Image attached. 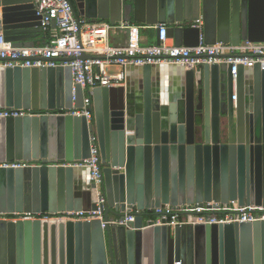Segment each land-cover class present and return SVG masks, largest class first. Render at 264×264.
Instances as JSON below:
<instances>
[{"label": "water", "instance_id": "water-1", "mask_svg": "<svg viewBox=\"0 0 264 264\" xmlns=\"http://www.w3.org/2000/svg\"><path fill=\"white\" fill-rule=\"evenodd\" d=\"M68 1L78 18L164 25L175 47H196L200 34L206 45L264 43V0ZM199 19L202 26L192 28ZM0 33L14 47H34L42 33L34 0H0ZM231 70L137 69L123 86L93 90L91 124L61 115L0 121L6 163L81 162L95 136L106 200L104 225L61 224L56 233L38 220H0V264H252L264 222L172 229L147 220L149 209L166 205L264 207V70L239 66L234 80ZM82 106L69 67H0V111ZM96 199L84 169L0 168V215L96 210ZM131 210L138 214L129 228L108 224Z\"/></svg>", "mask_w": 264, "mask_h": 264}, {"label": "built area", "instance_id": "built-area-1", "mask_svg": "<svg viewBox=\"0 0 264 264\" xmlns=\"http://www.w3.org/2000/svg\"><path fill=\"white\" fill-rule=\"evenodd\" d=\"M36 15L40 18L42 34H48L49 41L44 45L34 47H14L5 41L0 33V67L2 68H57L69 67L73 86H80L83 92L81 109L62 112H33L24 110H2L0 121L8 118L40 117L49 115L84 117L87 124L93 122L92 95L96 88L123 86L127 78L137 69L145 66L172 67L182 71H194L204 65L232 66L231 76L236 77L237 68L243 66L247 71L255 65L264 70V43L241 42L238 46L222 43L206 45L202 34L199 44L193 48L175 47L168 43L166 27L158 25L156 44H142L140 30L142 27L129 22L110 24L102 21H90L78 18L68 0H34ZM202 21H196L192 28H200ZM125 33L126 40L119 45L110 43L111 36ZM90 59L82 60L81 56ZM71 58L70 62L58 63L54 59ZM90 158L81 162H57L41 164L39 162H0V168H31V167H62L84 169L89 185H94L97 191L96 210L65 212L57 215L49 214H13L0 215V220L35 221L49 224L62 222L103 223V213L106 200L101 196L100 159L96 137L90 138ZM154 217L150 227L167 226L170 228L195 225H227L240 223L264 222V207L261 205L240 206L237 202L227 204L204 202L201 204H185L178 206L166 205L161 208H151L147 211ZM137 211L125 212L122 218L108 221L111 226L129 228L135 221Z\"/></svg>", "mask_w": 264, "mask_h": 264}, {"label": "crops", "instance_id": "crops-1", "mask_svg": "<svg viewBox=\"0 0 264 264\" xmlns=\"http://www.w3.org/2000/svg\"><path fill=\"white\" fill-rule=\"evenodd\" d=\"M138 26L142 27L141 30H140L142 44H156L157 38H156V31H155V29H153L151 27H148L146 25H138ZM42 40H44V36L41 33L36 38L35 44L37 42L42 41ZM125 40H126V34L125 33H117V34L111 36L110 43L112 45H119V44H122ZM168 43L169 44H173V41L168 39ZM134 74L133 75H130V77L134 78ZM15 235H17V232H15Z\"/></svg>", "mask_w": 264, "mask_h": 264}, {"label": "flooded vegetation", "instance_id": "flooded-vegetation-1", "mask_svg": "<svg viewBox=\"0 0 264 264\" xmlns=\"http://www.w3.org/2000/svg\"><path fill=\"white\" fill-rule=\"evenodd\" d=\"M262 240V237L260 238ZM241 247L238 248V251L241 252ZM161 255H162V251ZM256 252V253H255ZM253 253V262L252 264H264V244H260L258 246H253L252 248Z\"/></svg>", "mask_w": 264, "mask_h": 264}, {"label": "bare ground", "instance_id": "bare-ground-1", "mask_svg": "<svg viewBox=\"0 0 264 264\" xmlns=\"http://www.w3.org/2000/svg\"><path fill=\"white\" fill-rule=\"evenodd\" d=\"M178 71H179V70H178ZM163 99H164V97H163ZM163 101H164V100H163ZM68 223H69V222L54 221V222H50L49 225H50V227H55V229H56V233H58L57 230H58L59 226H60L61 224L68 225Z\"/></svg>", "mask_w": 264, "mask_h": 264}, {"label": "trees", "instance_id": "trees-1", "mask_svg": "<svg viewBox=\"0 0 264 264\" xmlns=\"http://www.w3.org/2000/svg\"><path fill=\"white\" fill-rule=\"evenodd\" d=\"M44 40L37 42L36 45H44L49 41V36L48 34H43ZM154 218H148L147 220H153Z\"/></svg>", "mask_w": 264, "mask_h": 264}]
</instances>
